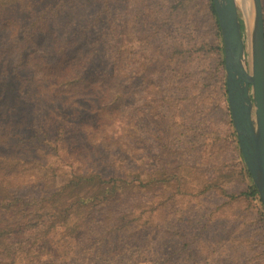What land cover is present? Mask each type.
Instances as JSON below:
<instances>
[{
    "label": "rangeland",
    "instance_id": "1",
    "mask_svg": "<svg viewBox=\"0 0 264 264\" xmlns=\"http://www.w3.org/2000/svg\"><path fill=\"white\" fill-rule=\"evenodd\" d=\"M91 1L73 0L67 24L79 26L88 20ZM93 1L96 12L108 6L105 17L112 44L120 41L124 50L128 112L137 111L138 117L136 138L130 143L137 150L131 146L126 155L144 177L149 170L167 171L177 174L183 185L180 190H144L142 201L156 208L155 227L139 243L117 253L64 254L66 264H264V208L250 196L252 178L241 174L240 160L229 141L231 127L217 83L220 57L208 0ZM236 1L248 44L247 26ZM56 2L0 0V156L13 154L18 160L17 176L10 183L15 188L28 186L24 193L39 194L51 166H59L66 176L70 170L61 158L68 163L76 160L72 156L76 154L97 160L86 129L97 124L88 99L60 95L54 82L29 66L14 73L16 64H26L16 60L18 47L25 44L23 33ZM183 6L186 18L180 25V20L178 24L172 19V11ZM63 24L61 20L39 35L41 54L59 59L55 49L61 44ZM181 35L186 45L191 41L186 50L198 58L203 73V93L195 99L194 94L182 95L175 89L171 55L181 45ZM2 63L8 74H2ZM166 66L169 72L161 74ZM213 180L225 193L215 189L202 193Z\"/></svg>",
    "mask_w": 264,
    "mask_h": 264
},
{
    "label": "trees",
    "instance_id": "2",
    "mask_svg": "<svg viewBox=\"0 0 264 264\" xmlns=\"http://www.w3.org/2000/svg\"><path fill=\"white\" fill-rule=\"evenodd\" d=\"M72 1L57 0L27 28L28 33H23L25 44L18 47L16 59L26 64H16L18 68L14 73L29 66L42 73L44 80L54 82L60 95L72 100L88 99L97 124L86 129L91 133L97 160L90 161L76 154H72L77 157L76 160L70 162L69 159L68 163L61 158L70 170L68 174L63 176L57 165L49 167L44 174L48 181L40 186L39 194H33L22 192L28 186L15 188L11 185L10 182L17 176L14 169L19 168L13 154L10 157L0 156V264H66L64 254H78V251L114 253L135 245L146 231L155 227L156 208L151 200V203L142 201L144 190L153 193L159 187L182 189L183 182L177 174L149 170L144 177L136 162L126 155L127 149L134 147L130 143L136 138L138 117L137 111L128 112L123 47L120 41L112 44L108 18L105 17L108 6L104 12H96L95 1L92 0L94 4H89L87 10L88 20L79 26L76 23L68 25L65 18L69 8H73ZM208 2L220 57L217 83L231 127L229 141L233 154L240 160L241 174L251 180L229 108L220 23L214 1ZM75 5L78 6L77 3ZM172 12V19L175 18L178 24L180 20L181 25L182 19L186 18L184 6L182 9L176 7ZM61 20L64 21V31L59 36L60 47L55 49L59 59L55 55L48 57V54H41L37 42L39 35L46 33L48 27L56 28ZM185 40L182 35L178 38L181 45L171 55V62L176 66L175 89L182 95L194 94L195 99L203 93L204 78L196 63L198 58L191 55V50H186L191 41L186 45ZM1 69L3 75L8 74L5 64ZM149 69L147 66V72ZM161 69V74L169 72L168 66ZM136 75L139 76L138 71ZM214 189L225 193L214 180L207 182L202 193ZM249 194L258 199L264 208L252 181ZM40 250L45 254H41Z\"/></svg>",
    "mask_w": 264,
    "mask_h": 264
},
{
    "label": "water",
    "instance_id": "3",
    "mask_svg": "<svg viewBox=\"0 0 264 264\" xmlns=\"http://www.w3.org/2000/svg\"><path fill=\"white\" fill-rule=\"evenodd\" d=\"M224 41L229 108L244 163L264 204V6L254 0L252 63L234 0H213ZM247 59V66L244 60ZM248 63H250L248 66Z\"/></svg>",
    "mask_w": 264,
    "mask_h": 264
},
{
    "label": "bare ground",
    "instance_id": "4",
    "mask_svg": "<svg viewBox=\"0 0 264 264\" xmlns=\"http://www.w3.org/2000/svg\"><path fill=\"white\" fill-rule=\"evenodd\" d=\"M235 6L238 9L237 1L234 0ZM238 3L240 4V8L242 10V17L245 21V24L247 26V33L249 36L248 44H246V50L250 53H252V37H253V31L255 26V20H256V6L254 0H238ZM239 13V9H238ZM250 61L252 63V58H250ZM244 65L247 66V59L244 60Z\"/></svg>",
    "mask_w": 264,
    "mask_h": 264
}]
</instances>
